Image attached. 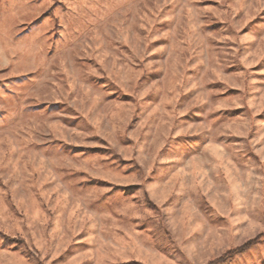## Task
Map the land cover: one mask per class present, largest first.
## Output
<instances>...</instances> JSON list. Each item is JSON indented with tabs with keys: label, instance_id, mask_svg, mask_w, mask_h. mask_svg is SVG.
<instances>
[{
	"label": "rangeland",
	"instance_id": "obj_1",
	"mask_svg": "<svg viewBox=\"0 0 264 264\" xmlns=\"http://www.w3.org/2000/svg\"><path fill=\"white\" fill-rule=\"evenodd\" d=\"M0 264H264V0H0Z\"/></svg>",
	"mask_w": 264,
	"mask_h": 264
},
{
	"label": "trees",
	"instance_id": "obj_2",
	"mask_svg": "<svg viewBox=\"0 0 264 264\" xmlns=\"http://www.w3.org/2000/svg\"><path fill=\"white\" fill-rule=\"evenodd\" d=\"M259 240V237L257 239H255L254 241H252L250 244H247L246 245V248L252 246L253 244L257 243V241ZM5 242L8 243V244H13L15 245V247L18 245V244H21L22 242L21 241H16V240H13V239H6L5 238Z\"/></svg>",
	"mask_w": 264,
	"mask_h": 264
}]
</instances>
